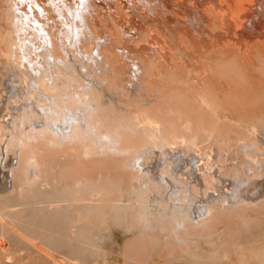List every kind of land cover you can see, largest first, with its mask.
Here are the masks:
<instances>
[{
  "label": "bare ground",
  "instance_id": "obj_1",
  "mask_svg": "<svg viewBox=\"0 0 264 264\" xmlns=\"http://www.w3.org/2000/svg\"><path fill=\"white\" fill-rule=\"evenodd\" d=\"M103 10L133 21L123 28L117 16L110 36L100 26ZM263 28L264 0H0V196L15 193L19 177L20 201L46 204L55 217L68 207L75 217L97 211L115 219L127 216L128 205L140 207L134 217L145 228L157 219L179 241L216 212L250 218L264 206ZM240 47L237 65H206L197 95L213 119L198 130L187 126L192 138L168 132L135 105L160 99L151 78L159 57L196 70L208 48L238 58ZM126 64L122 77L118 66L123 73ZM40 139L52 150L79 145L122 166L129 161L122 168L128 203L86 172L66 170L59 181L41 170ZM69 181L89 196L72 195L78 189Z\"/></svg>",
  "mask_w": 264,
  "mask_h": 264
},
{
  "label": "rangeland",
  "instance_id": "obj_2",
  "mask_svg": "<svg viewBox=\"0 0 264 264\" xmlns=\"http://www.w3.org/2000/svg\"><path fill=\"white\" fill-rule=\"evenodd\" d=\"M103 12L105 17L100 26L105 28V34L110 36L118 30L114 24V18L117 16L119 19L122 18L123 28L133 21L132 17L131 20H125L126 17L128 18L127 14L121 13L119 16L120 12L118 15L110 11L103 10ZM132 26L137 27L134 23ZM258 41H264V37ZM129 44L136 48L138 46L136 41ZM241 47L239 48L241 56L238 58L233 53H227L228 55L220 52L211 53L213 49L208 48L207 53L201 56L203 58L199 57L200 71L192 70L177 58L174 59L175 57H159L156 62L158 75L150 72L152 70L150 64L147 66V71L153 74L152 76L149 74L151 78L153 76L157 78L153 82V90L160 99L147 107L142 103L135 105L139 109H144L148 115L157 117L167 127L168 132L192 138L187 126L191 130H198L206 121L210 122L213 119L212 114L204 109L197 95L204 92V85L201 83L207 72L206 65L230 61L237 65L239 57L245 56L243 55L245 49ZM161 65L164 68L167 65L170 71L168 69L164 72L166 69ZM118 69L117 74H122V77L125 71H129L127 64L121 68L123 73L120 71V66ZM4 95H6L5 91L0 95L1 99L5 98ZM189 100L191 104L187 102ZM199 100L201 104H197ZM130 114L131 112L128 116ZM13 134L14 132L11 133ZM143 138L145 137H140L138 141L144 140ZM141 141L140 145L143 142ZM39 144L41 147L39 156L43 162L39 166L41 170L47 169L51 173L54 171L53 174L55 173L59 181H66L61 176L66 170L81 175L86 172L84 176L97 178L105 192H110L116 199L122 198L120 200H124V204L128 203L126 200H128L129 177L124 175L122 168L126 169L129 161L122 166L118 160L104 158L100 152L85 153L79 145L69 146L65 150H52L41 139ZM68 172L65 174H69ZM120 177H124L125 182ZM18 179L19 177L15 182V193L0 196V220H5L14 230H18L21 236L14 234L0 222V264H264V206L244 220L238 215L220 216L219 212H216L208 225L182 231L179 241L174 237L175 233H171L170 224L169 229L157 219H154L151 226L145 228L143 223L134 217L137 213H143L140 207L131 208L128 205L126 217L113 219L100 216L97 211H92L85 218L84 215L75 217V214L68 211V207H64L67 211L65 216L55 217L53 213L48 214L43 210L46 204L36 206L38 208L42 206L41 209L25 206V202L19 199L21 182ZM54 183L51 185L55 186L53 187L55 190L62 189L60 186L56 187L58 185ZM68 185L76 188L71 189L72 191L78 189L71 192L72 195L75 193L74 195L81 196L82 199L89 196L88 190H81L70 181ZM36 190L40 196L44 192L41 188L33 189L28 193L29 198H34ZM53 192L57 191L53 190ZM64 203L59 208H63Z\"/></svg>",
  "mask_w": 264,
  "mask_h": 264
}]
</instances>
